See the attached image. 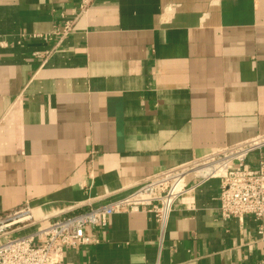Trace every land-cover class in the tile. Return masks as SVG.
Listing matches in <instances>:
<instances>
[{
	"label": "crops",
	"instance_id": "0c3cea01",
	"mask_svg": "<svg viewBox=\"0 0 264 264\" xmlns=\"http://www.w3.org/2000/svg\"><path fill=\"white\" fill-rule=\"evenodd\" d=\"M85 1L0 0V214L103 205L264 133V0ZM219 190L197 183L164 228L113 214L61 264H264V217L223 221Z\"/></svg>",
	"mask_w": 264,
	"mask_h": 264
},
{
	"label": "built area",
	"instance_id": "2783aa9c",
	"mask_svg": "<svg viewBox=\"0 0 264 264\" xmlns=\"http://www.w3.org/2000/svg\"><path fill=\"white\" fill-rule=\"evenodd\" d=\"M85 6L83 0L82 9ZM72 28L71 22H65L62 34ZM262 149L264 133L147 175L125 197L103 205L88 204L85 209H69L42 220L36 219L26 204L0 214V264H61L65 250L97 243L89 232L104 229L113 214L146 212L164 228L176 202L197 183L209 179H217L220 184V219L251 216L261 220L264 217V156L259 157L254 168L247 166L246 159ZM189 179L198 182L188 184Z\"/></svg>",
	"mask_w": 264,
	"mask_h": 264
}]
</instances>
